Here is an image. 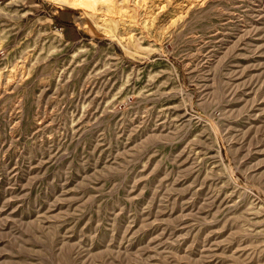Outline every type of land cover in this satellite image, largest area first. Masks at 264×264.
<instances>
[{
	"label": "rangeland",
	"instance_id": "rangeland-1",
	"mask_svg": "<svg viewBox=\"0 0 264 264\" xmlns=\"http://www.w3.org/2000/svg\"><path fill=\"white\" fill-rule=\"evenodd\" d=\"M0 264H264V0H0Z\"/></svg>",
	"mask_w": 264,
	"mask_h": 264
}]
</instances>
